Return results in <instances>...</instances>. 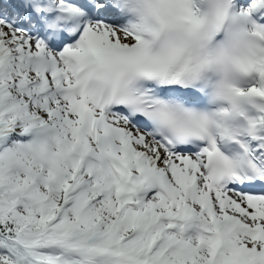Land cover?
Returning <instances> with one entry per match:
<instances>
[{
    "label": "snow or ice",
    "instance_id": "1",
    "mask_svg": "<svg viewBox=\"0 0 264 264\" xmlns=\"http://www.w3.org/2000/svg\"><path fill=\"white\" fill-rule=\"evenodd\" d=\"M0 264H264V0H0Z\"/></svg>",
    "mask_w": 264,
    "mask_h": 264
},
{
    "label": "clouds",
    "instance_id": "2",
    "mask_svg": "<svg viewBox=\"0 0 264 264\" xmlns=\"http://www.w3.org/2000/svg\"><path fill=\"white\" fill-rule=\"evenodd\" d=\"M251 43L252 36L238 28L228 40L229 56L218 68L210 72L214 85L229 92L237 103L252 99L246 94L247 87L243 86L252 75L255 53Z\"/></svg>",
    "mask_w": 264,
    "mask_h": 264
}]
</instances>
